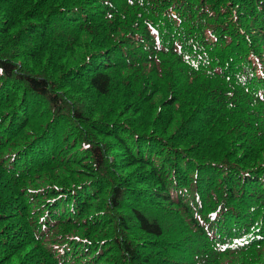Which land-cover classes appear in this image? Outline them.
I'll return each mask as SVG.
<instances>
[{
	"label": "trees",
	"instance_id": "16d2710c",
	"mask_svg": "<svg viewBox=\"0 0 264 264\" xmlns=\"http://www.w3.org/2000/svg\"><path fill=\"white\" fill-rule=\"evenodd\" d=\"M0 264H264V0H0Z\"/></svg>",
	"mask_w": 264,
	"mask_h": 264
}]
</instances>
